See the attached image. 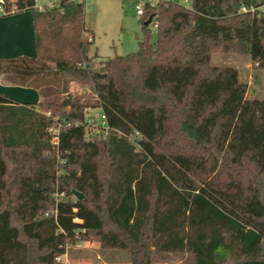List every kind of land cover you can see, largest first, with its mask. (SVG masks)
<instances>
[{
  "label": "trees",
  "instance_id": "1",
  "mask_svg": "<svg viewBox=\"0 0 264 264\" xmlns=\"http://www.w3.org/2000/svg\"><path fill=\"white\" fill-rule=\"evenodd\" d=\"M35 5L0 0V16L32 13L37 49L0 57V77L43 97L0 93V264H63L91 234L135 264L163 253L264 264V99H248L240 69L212 63L246 51L264 69V0H162L141 16L158 20L156 44L144 25L139 50L108 61L90 55L83 3ZM94 107L106 125L90 136Z\"/></svg>",
  "mask_w": 264,
  "mask_h": 264
},
{
  "label": "rangeland",
  "instance_id": "2",
  "mask_svg": "<svg viewBox=\"0 0 264 264\" xmlns=\"http://www.w3.org/2000/svg\"><path fill=\"white\" fill-rule=\"evenodd\" d=\"M84 5V23L88 30L83 38L93 40L90 55L95 54L97 60L108 61L117 56H126L137 52L144 38V25L137 14V0H79ZM190 7L191 0H178ZM44 24L40 27L42 28ZM150 40L157 42V29L150 25ZM77 31L66 25L63 36L74 38ZM33 53L36 49L33 45ZM215 65H227L240 69L242 77L248 82V99H264V69H259L251 57L245 52L215 53L212 56ZM69 93L82 99L96 100L87 87L77 82L69 83ZM104 113L101 108H90L87 114V130L89 135H102L105 127ZM153 264H189L188 254L163 253L155 255ZM63 264H135L134 255L129 249H110L102 247L98 237L91 234L78 244L67 248L66 254L58 258Z\"/></svg>",
  "mask_w": 264,
  "mask_h": 264
},
{
  "label": "crops",
  "instance_id": "3",
  "mask_svg": "<svg viewBox=\"0 0 264 264\" xmlns=\"http://www.w3.org/2000/svg\"><path fill=\"white\" fill-rule=\"evenodd\" d=\"M35 26L30 11L0 16V57H19L34 55ZM0 93L20 102H40L43 100L39 90L5 83L0 77Z\"/></svg>",
  "mask_w": 264,
  "mask_h": 264
},
{
  "label": "built area",
  "instance_id": "4",
  "mask_svg": "<svg viewBox=\"0 0 264 264\" xmlns=\"http://www.w3.org/2000/svg\"><path fill=\"white\" fill-rule=\"evenodd\" d=\"M77 1V0H72ZM162 0H137L135 3L137 14L141 17L147 10V8H153L157 6V4ZM36 8L40 11L44 9H52V8H59L61 6L62 0H35ZM0 13H3V9L0 6ZM150 25H154L157 29L159 22L156 18L152 17ZM61 124H59L56 128H53L55 133L53 137V143L58 144L59 141V132H60Z\"/></svg>",
  "mask_w": 264,
  "mask_h": 264
},
{
  "label": "water",
  "instance_id": "5",
  "mask_svg": "<svg viewBox=\"0 0 264 264\" xmlns=\"http://www.w3.org/2000/svg\"><path fill=\"white\" fill-rule=\"evenodd\" d=\"M151 20H152V17L151 18H149V20L147 21V22H145V26L146 25H149L150 23H151ZM73 194L79 199V200H82L83 199V194L81 193V192H79V191H76V190H73Z\"/></svg>",
  "mask_w": 264,
  "mask_h": 264
}]
</instances>
